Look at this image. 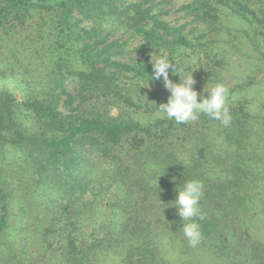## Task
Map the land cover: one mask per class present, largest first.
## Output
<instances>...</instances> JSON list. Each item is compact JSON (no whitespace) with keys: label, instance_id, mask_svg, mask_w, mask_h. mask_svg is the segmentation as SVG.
Segmentation results:
<instances>
[{"label":"trees","instance_id":"obj_1","mask_svg":"<svg viewBox=\"0 0 264 264\" xmlns=\"http://www.w3.org/2000/svg\"><path fill=\"white\" fill-rule=\"evenodd\" d=\"M155 1L0 0V78L20 92L0 89V252L19 242L12 222L29 209L61 264H161L163 245L185 243L177 188L199 180V247L223 264H264V246L243 240L264 205V118L232 102L264 83V0H184L190 21L179 26ZM159 50L193 72L196 91L222 81L229 52L249 62L254 73L229 89V126L157 115L170 95L162 81L147 85ZM100 200L106 220L93 211Z\"/></svg>","mask_w":264,"mask_h":264},{"label":"rangeland","instance_id":"obj_2","mask_svg":"<svg viewBox=\"0 0 264 264\" xmlns=\"http://www.w3.org/2000/svg\"><path fill=\"white\" fill-rule=\"evenodd\" d=\"M155 3L163 10L164 13L162 18L165 22L171 24L172 26L189 23L190 18L178 11L180 6L185 3L184 0H156ZM238 55L239 54H236V52H229L227 57L224 58L225 62L223 61L222 66L221 61H218L220 64L219 66L216 65V69L218 70V73L222 75V81H216V77L212 83L207 86H213L216 83H223L229 90L233 86L241 84L243 80H246L248 76L252 75L254 72L252 71V68L248 66L249 62L245 61L246 59L240 60V56ZM134 58L139 60L143 59L144 56L136 55ZM238 58L239 60H237ZM14 85L15 82L11 79L4 77L0 78V89L6 86V88L15 94L17 99H19L20 92L15 89ZM205 87L206 85H199L197 92H203ZM232 102H247L248 108L252 113L262 115L264 118V105H262L264 102V83L258 80L256 86H252L246 92L239 94L232 100ZM142 112L145 111L142 110ZM117 113V109L111 110V115L115 116ZM143 116L147 117L148 114L145 113ZM155 183V180H153V182H149L150 190H148L150 193V199L153 201L157 198L156 196L159 194V191L163 190L162 186L159 184L155 185ZM110 196L114 198L112 195ZM101 201L102 200L97 201V203H93L95 206H93V211L96 216H103L106 220L108 219V216L112 214L113 210L108 207L110 205H106L105 202L102 204ZM25 208L28 209L31 208V206L27 207L26 205ZM255 213V216L253 218L251 217L249 222L246 224V235L243 237V240L250 245L258 244L260 246H264V205L261 206V208ZM26 214L30 217H24V221L21 223L18 222L16 217L14 218L12 222V227L14 228L12 231L17 240L19 238L20 239L19 242H17V244L12 248L10 253L7 252L6 254L0 252V264H61L58 259V254L53 256V251L55 250L53 242L51 243V246H49L50 244L45 245L42 242V238H44L43 231L46 224H39L37 220L32 219L29 209ZM40 214L35 213L38 218ZM38 224L40 227L44 226L42 230L39 227L41 231L37 228ZM98 225L99 222L95 224V226ZM180 238H183L184 242L187 244V240L184 238L182 231L180 232ZM180 241H182V243ZM45 243L47 244L48 242ZM185 243L183 244V240H177L174 242L168 241L166 245H163V254L166 256V260L161 264H223L221 260L210 257V255L199 246L197 248L190 247L185 255H180L178 252L181 244L183 247L186 246L184 250L188 247ZM123 257L120 258L119 256H114L112 260L100 257L95 264H125L126 258Z\"/></svg>","mask_w":264,"mask_h":264},{"label":"clouds","instance_id":"obj_3","mask_svg":"<svg viewBox=\"0 0 264 264\" xmlns=\"http://www.w3.org/2000/svg\"><path fill=\"white\" fill-rule=\"evenodd\" d=\"M152 75L148 82L162 81L163 87L170 93L167 102L158 106L157 115L160 118L174 120L177 124H185L196 121L201 114L221 122L225 127L231 123V115L227 108L229 90L223 83L205 87L198 93L194 89L196 81L193 72L181 74L174 60L166 53L159 50V55H153ZM179 76V82L169 78V73ZM207 93V95H205ZM175 179V178H173ZM204 185L199 180H187L183 186H178L177 195L173 205L177 209V215L182 220L180 230L187 243L192 248H197L202 241V233L198 220H203L200 200L203 196Z\"/></svg>","mask_w":264,"mask_h":264}]
</instances>
